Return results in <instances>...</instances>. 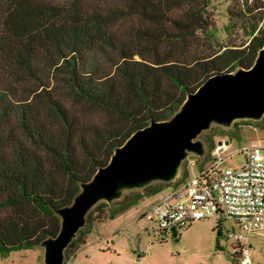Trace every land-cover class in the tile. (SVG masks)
Wrapping results in <instances>:
<instances>
[{
  "label": "trees",
  "instance_id": "obj_1",
  "mask_svg": "<svg viewBox=\"0 0 264 264\" xmlns=\"http://www.w3.org/2000/svg\"><path fill=\"white\" fill-rule=\"evenodd\" d=\"M213 1L0 0V253L56 235L53 208L116 146L211 75L252 65L264 30L222 44ZM229 13L264 21V0H233Z\"/></svg>",
  "mask_w": 264,
  "mask_h": 264
},
{
  "label": "water",
  "instance_id": "obj_2",
  "mask_svg": "<svg viewBox=\"0 0 264 264\" xmlns=\"http://www.w3.org/2000/svg\"><path fill=\"white\" fill-rule=\"evenodd\" d=\"M238 122H264V44L251 66L208 77L166 119H150L114 148L107 164L98 166L89 180L79 181L72 201L53 208L59 218L56 235L36 245L43 264H65L67 250L90 223V214L101 204L111 211L130 202L136 194L177 185L186 164L210 157L208 135L235 131ZM229 144V141H227Z\"/></svg>",
  "mask_w": 264,
  "mask_h": 264
},
{
  "label": "rangeland",
  "instance_id": "obj_3",
  "mask_svg": "<svg viewBox=\"0 0 264 264\" xmlns=\"http://www.w3.org/2000/svg\"><path fill=\"white\" fill-rule=\"evenodd\" d=\"M232 5L233 0L213 1L212 10L217 23L216 37L224 45H247L251 38L247 30L253 23H257L259 30L263 31L264 21L232 16L229 13ZM208 138L211 149L206 162L210 161L211 151L219 141L230 142L223 167L241 168L245 161L242 149L250 145L263 146L264 155V122H238L235 124V131H215ZM191 162L198 164V160L194 158L187 162L189 175L197 172L198 166L189 168ZM187 176H183L180 182L185 181ZM170 187L161 188L159 191L170 190ZM155 194L146 193L138 200L145 201L142 206L134 204L119 218L109 220L106 224L102 223L108 219L100 221V217L108 216L109 207L96 213L82 239L67 255L65 264H237L232 241L227 237L226 228L232 225L229 221H224L219 227L217 221L206 218L177 231L160 230L155 222L143 216L156 200ZM140 213L143 218L137 220L135 217ZM252 243L254 249L251 264H264V237L253 239ZM0 264H43L42 250L35 246L11 250L6 254L0 253Z\"/></svg>",
  "mask_w": 264,
  "mask_h": 264
},
{
  "label": "built area",
  "instance_id": "obj_4",
  "mask_svg": "<svg viewBox=\"0 0 264 264\" xmlns=\"http://www.w3.org/2000/svg\"><path fill=\"white\" fill-rule=\"evenodd\" d=\"M230 143L219 141L211 159L185 181L156 193V200L143 216L158 229L177 231L196 221L211 218L219 227L224 221L238 264H251L253 239L264 237V155L263 146L242 149L241 168L223 167ZM191 162L189 168H195Z\"/></svg>",
  "mask_w": 264,
  "mask_h": 264
},
{
  "label": "crops",
  "instance_id": "obj_5",
  "mask_svg": "<svg viewBox=\"0 0 264 264\" xmlns=\"http://www.w3.org/2000/svg\"><path fill=\"white\" fill-rule=\"evenodd\" d=\"M227 142V141H226ZM230 143V142H229ZM145 203V201H142V200H140V201H137V202H134L131 206H129L127 209H125V210H123V211H121L120 213H118L116 216H115V218H113V219H109V220H112V221H114V220H116L117 218H119L123 213H125V212H127L134 204H140V206H142L143 204ZM154 203V202H153ZM152 203V204H153ZM151 204V205H152ZM151 205L149 206V207H151ZM142 213H140L139 215H137L135 218L137 219V220H140V219H142L143 218V216L141 215ZM109 220H107L106 222H104V223H102V224H106Z\"/></svg>",
  "mask_w": 264,
  "mask_h": 264
}]
</instances>
